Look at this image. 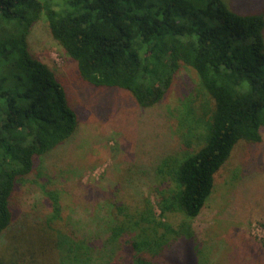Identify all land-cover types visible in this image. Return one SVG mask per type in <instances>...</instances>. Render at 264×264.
Masks as SVG:
<instances>
[{
    "label": "trees",
    "instance_id": "1",
    "mask_svg": "<svg viewBox=\"0 0 264 264\" xmlns=\"http://www.w3.org/2000/svg\"><path fill=\"white\" fill-rule=\"evenodd\" d=\"M261 2L0 0V239L8 231L0 264H49L43 261L50 251L57 255L56 264H97L106 254L112 259L118 248L134 264H155L145 254L158 257L170 233L187 244L185 264H195L198 247L190 222L206 208L217 175L235 149L263 142ZM42 15L73 73L50 66L31 50L29 37ZM185 71L195 73L207 100L198 110L193 97L183 104L180 126L194 149L176 166V160L162 164L171 168L174 185L162 190L160 219L150 201L134 211L113 204L110 236L98 247L65 231L59 224L64 219L61 192L46 164L62 159L68 149L83 148L87 159L89 115L116 107L91 97L107 95L124 103L120 93H126L135 109L151 110L171 95ZM27 183L39 187L51 210L46 225L53 231L58 227V235L47 241L28 232L9 235L17 216L16 195ZM168 213L184 216L179 231L162 221ZM162 229L166 234L158 237Z\"/></svg>",
    "mask_w": 264,
    "mask_h": 264
},
{
    "label": "rangeland",
    "instance_id": "2",
    "mask_svg": "<svg viewBox=\"0 0 264 264\" xmlns=\"http://www.w3.org/2000/svg\"><path fill=\"white\" fill-rule=\"evenodd\" d=\"M237 2L255 4V0ZM257 8L264 12V0ZM29 44L43 62L63 73L74 70L64 49L50 35L45 15L35 21ZM120 94L127 101L122 103L107 95L91 97L116 107L105 106L101 109L104 112L94 110L89 115L87 130L91 142L87 159L83 160V148L76 152L68 149L62 159L46 164L51 167L48 176L62 196L64 219L59 224L96 247L110 236L113 204H125L134 211L150 201L160 219L162 190L174 185L171 168H162V164L176 160V166L177 160L194 149L187 146L186 130L180 126L183 104L193 97L198 110L207 100L192 71L182 72L171 95L151 110L135 109L128 95ZM28 188L35 191L25 195ZM117 188L119 192L115 193ZM16 201L17 216L9 233L12 238L28 232V236L47 241L58 235V227H52L53 231L46 225L51 210L38 186L34 189L31 183L23 185ZM162 221L179 231L185 218L181 213H168ZM190 224L198 247L195 264H264V130L261 144L241 143L235 149L229 163L217 175L215 191L206 208ZM165 234L162 229L156 235ZM179 238L170 233L158 257H153V252L145 257L155 264H185L187 244ZM7 244L8 231L0 239V254ZM50 254L43 262L56 264L57 255L53 251ZM110 256L112 259L104 255L97 264H134L124 248ZM174 259L177 260L172 262Z\"/></svg>",
    "mask_w": 264,
    "mask_h": 264
}]
</instances>
